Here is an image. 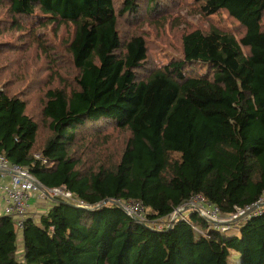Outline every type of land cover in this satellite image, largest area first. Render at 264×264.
<instances>
[{"label": "trees", "instance_id": "obj_1", "mask_svg": "<svg viewBox=\"0 0 264 264\" xmlns=\"http://www.w3.org/2000/svg\"><path fill=\"white\" fill-rule=\"evenodd\" d=\"M119 1L0 0L11 30L54 26L34 36L47 62L40 100L0 75V155L71 193L20 231L0 214V264H264V211L232 235L193 210L168 225L195 195L230 215L264 193V0H189L209 26L182 30L164 64L120 19L178 30L179 0Z\"/></svg>", "mask_w": 264, "mask_h": 264}, {"label": "rangeland", "instance_id": "obj_2", "mask_svg": "<svg viewBox=\"0 0 264 264\" xmlns=\"http://www.w3.org/2000/svg\"><path fill=\"white\" fill-rule=\"evenodd\" d=\"M119 0H115V8L119 7ZM193 7L189 0H179L175 2L171 8L170 13L174 17H180L183 19V23L179 25L178 30L174 27L165 26L161 27L157 25V17H149L143 15L136 20L133 19H120V27L122 32L130 30L142 33L147 41L148 53L151 60L155 63L164 64L172 59H178L180 55L179 35L184 29H207L210 20L203 18L199 14L192 12ZM162 10V9H160ZM164 10V9H163ZM143 14V13H141ZM6 15V10L0 13V65H4V71L0 72L3 80H10L14 90H26L29 89L30 99L33 101L40 100L43 96V84L38 83L36 80L42 75H46L47 62L46 58L39 53L34 36L39 31L43 32L48 39H51L54 33V26L47 25L44 28L40 26H33L21 30H11ZM224 27L232 30L235 35L241 32V28L237 27V24L233 20L227 18L226 15L221 17ZM215 21V18L213 19ZM132 22V23H129ZM67 33L65 27H61L57 33ZM61 66V65H58ZM197 72H203L201 67H195ZM37 197L31 198L30 204L34 202ZM40 199V198H39ZM48 199V197H46ZM104 203V201H103ZM49 203L46 209L51 207ZM191 210L187 205L180 207L176 213L175 219L178 218L185 211ZM194 211V209H193ZM2 212V211H0ZM174 213H172L173 215ZM171 215L169 216V218ZM174 219V220H175ZM221 225V224H220ZM235 234L233 231H229L226 235ZM21 250V245L18 242L17 251Z\"/></svg>", "mask_w": 264, "mask_h": 264}, {"label": "built area", "instance_id": "obj_3", "mask_svg": "<svg viewBox=\"0 0 264 264\" xmlns=\"http://www.w3.org/2000/svg\"><path fill=\"white\" fill-rule=\"evenodd\" d=\"M38 183L29 173V171L18 164L11 163L5 156L0 155V201L2 202L3 214L13 217L15 220L16 228L21 230L24 226V220L29 216V207L31 198L37 197L38 199H46V197H64L65 199H71V193L64 188H53L46 190L43 187L39 188ZM103 203L100 202L97 206ZM188 208L198 212L206 221L210 223L214 228L222 231H228L232 227H236L238 219H245L252 215L261 214L264 211V193L262 196L251 205L245 208H237L236 211L230 215H224L220 212L219 208L205 199L202 196L195 195L188 202ZM80 206L91 208L89 205H85L83 202H79ZM181 205L180 207H182ZM124 209L130 214L145 221L142 212L143 208L138 202L128 201L123 203ZM177 207L174 210V214H171L168 225H172L174 221L178 219H185L183 215H180L175 219L177 215L176 211L180 208ZM175 219V220H174ZM221 224V225H220ZM161 223H157V227H161Z\"/></svg>", "mask_w": 264, "mask_h": 264}, {"label": "crops", "instance_id": "obj_4", "mask_svg": "<svg viewBox=\"0 0 264 264\" xmlns=\"http://www.w3.org/2000/svg\"><path fill=\"white\" fill-rule=\"evenodd\" d=\"M52 201H53L52 199H49V200H47V199H36L34 202H32V204H30L29 215L32 214V215L36 216L37 214H39L43 211H47V209H46L47 205L49 203H52ZM1 209H2V202L0 201V211H2ZM2 213L3 212H0V214H2ZM243 220L244 219H238V222H236V227L230 228L229 231H233L235 234H238L239 229L237 227V224L239 225V223H241Z\"/></svg>", "mask_w": 264, "mask_h": 264}, {"label": "water", "instance_id": "obj_5", "mask_svg": "<svg viewBox=\"0 0 264 264\" xmlns=\"http://www.w3.org/2000/svg\"><path fill=\"white\" fill-rule=\"evenodd\" d=\"M36 183H37V182H36ZM37 185H38L39 188H42L41 185H39V184H37ZM117 205H119V204L117 203ZM133 218H134V217H133ZM134 219L136 220V218H134Z\"/></svg>", "mask_w": 264, "mask_h": 264}]
</instances>
